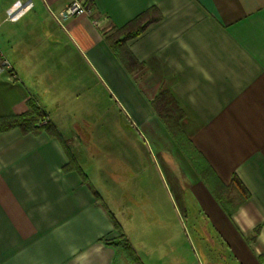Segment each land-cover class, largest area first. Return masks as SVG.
<instances>
[{"label":"crops","instance_id":"0c3cea01","mask_svg":"<svg viewBox=\"0 0 264 264\" xmlns=\"http://www.w3.org/2000/svg\"><path fill=\"white\" fill-rule=\"evenodd\" d=\"M83 2L91 17L66 20L69 0H0V53L16 76L0 75V118L33 102L48 121L0 133V264H134L107 244L120 235L137 264H182L189 253L264 264V0ZM133 23L144 29L123 42L131 72L103 31ZM166 97L218 197L169 130ZM142 136L186 168L172 176L170 208L163 193L134 192L151 184L130 163ZM101 151L129 163L116 159L90 183L84 168Z\"/></svg>","mask_w":264,"mask_h":264},{"label":"rangeland","instance_id":"374dc122","mask_svg":"<svg viewBox=\"0 0 264 264\" xmlns=\"http://www.w3.org/2000/svg\"><path fill=\"white\" fill-rule=\"evenodd\" d=\"M162 109V113L167 114L168 116H176L175 107L173 103L166 97V99L162 100V104L160 106ZM46 119V118H44ZM144 135V134H143ZM127 156V154H125ZM131 155L133 159L131 158ZM124 154H120L119 158L117 155L113 154L112 152L108 151H101L98 153H92L89 155L88 163L85 166V173H87L89 177L90 183L93 180H97L98 175H104V173L108 174L113 171L111 164L119 159L120 161L127 162V159L123 157ZM134 161L135 166H137L136 171L138 172L136 177H146L150 179V185L146 183L145 185L141 184L140 182L134 185L133 189L136 195L139 196V199H143L145 192L150 193L151 195H159L163 193V196L167 197V205L170 208L171 201L172 203L176 200V187L175 181H172V176L181 178L183 171L186 170L182 167L179 159H176L175 154L168 150L166 151H159L147 138L142 136V138L138 139V143L135 146V150L132 151L130 154V163ZM171 167L167 168L166 163ZM129 163V161L127 162ZM126 164V163H125ZM120 174L124 177H130L132 174L130 170L123 167L120 170ZM184 176V175H183ZM96 185H94L95 187ZM179 186V185H178ZM180 188L185 187L184 194H188L190 186L185 182L183 185L179 186ZM127 186H122L121 189L122 193H127L126 190ZM150 190V192L147 191ZM163 189V191H162ZM166 195H165V194ZM171 197V199H170ZM177 201V200H176ZM189 241H194L190 233L187 231ZM161 234H155L154 237L158 240L160 239ZM169 240V239H168ZM183 241V240H182ZM187 241L185 240L184 243ZM182 264H206L204 260H199L198 262L195 260L194 257L189 253L187 254L183 260Z\"/></svg>","mask_w":264,"mask_h":264},{"label":"trees","instance_id":"16d2710c","mask_svg":"<svg viewBox=\"0 0 264 264\" xmlns=\"http://www.w3.org/2000/svg\"><path fill=\"white\" fill-rule=\"evenodd\" d=\"M85 7H88L87 3H84ZM135 26V28H134ZM144 29V26H141L140 28L136 29V23L130 24L129 26L116 30L115 28H109L108 31L104 32L103 35L106 37V40L109 42V45L111 49L117 54L119 60L122 62V64L132 72L134 68L133 61L130 56V54L125 49V46L123 45V42L138 37ZM179 116L180 115H173L168 116L167 114L165 117L167 118V125L169 127V130L173 131V136L175 141L180 145L183 150L186 149L184 146V139L180 136V131L178 127L179 122ZM46 118L45 115L39 108L33 103H28V111L20 114V115H13V116H7L0 118V133L6 132L11 129H19L21 133H31L36 132L41 128H46V126L38 127L37 124L42 119ZM185 153L188 155L192 163L195 164V169L199 172L201 177L205 179V183H207V186L211 188L214 195L216 197L219 196V192L215 189V186L210 182V180L207 178L208 174L211 173L210 169L208 168H201L196 161L199 160L197 154L193 151L188 152L184 150ZM201 159V158H200ZM75 167L73 162H70L65 168L73 169ZM217 181V180H216ZM216 183V182H215ZM219 184V182H217ZM221 186V184H219ZM227 191V192H226ZM229 189L223 191L226 195L228 194ZM107 244L115 246V247H121L123 249V252L125 253L126 257L133 262L134 264H137V258L135 257V254L132 251V248L128 244L126 238L123 235H120L119 238L115 242H107Z\"/></svg>","mask_w":264,"mask_h":264},{"label":"built area","instance_id":"2783aa9c","mask_svg":"<svg viewBox=\"0 0 264 264\" xmlns=\"http://www.w3.org/2000/svg\"><path fill=\"white\" fill-rule=\"evenodd\" d=\"M92 11L91 9L84 6L83 0H69V5L59 13V16L63 19H71L74 17H91ZM95 24H97L95 22ZM7 74L8 78L12 80H16V76L12 70L10 63L3 57L0 53V75ZM48 124L47 119H42L37 124L38 127H43Z\"/></svg>","mask_w":264,"mask_h":264}]
</instances>
